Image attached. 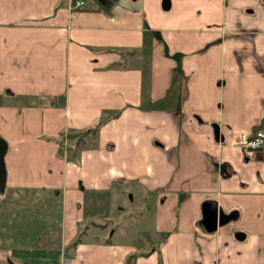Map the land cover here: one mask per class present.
<instances>
[{
	"label": "crops",
	"instance_id": "obj_1",
	"mask_svg": "<svg viewBox=\"0 0 264 264\" xmlns=\"http://www.w3.org/2000/svg\"><path fill=\"white\" fill-rule=\"evenodd\" d=\"M76 1L0 0V247L126 264L140 223L132 264H264V0Z\"/></svg>",
	"mask_w": 264,
	"mask_h": 264
},
{
	"label": "rangeland",
	"instance_id": "obj_2",
	"mask_svg": "<svg viewBox=\"0 0 264 264\" xmlns=\"http://www.w3.org/2000/svg\"><path fill=\"white\" fill-rule=\"evenodd\" d=\"M13 199L8 196V191L0 189V221L1 219H6L8 216L13 217L14 212L19 209L20 213L23 211L21 207L15 206L13 203ZM13 213L12 216L10 213ZM133 215H135V212H132ZM21 215H19L20 217ZM18 217V218H19ZM17 220V219H16ZM6 221V220H4ZM125 224V222H124ZM137 229L141 231L140 238H131V240L137 244L142 245L143 250L147 249L149 251H144V254H130V261L129 264H132L135 259H138L139 257H148L152 255L151 249L154 247H149V245L144 248V246L147 245L148 241L150 243L151 238L149 237V232L145 231L146 228L138 223ZM22 225V223H21ZM13 231L15 228H12ZM113 230V229H112ZM111 230V232H112ZM126 238H128V234L126 233ZM130 242V240H128ZM131 243V242H130ZM160 244V243H159ZM16 245V246H15ZM23 246V247H22ZM24 244H14L12 247H8L5 249L4 247H0V263L8 264L7 257L11 258V260L14 261V263L17 264H60V261L57 260L59 258V255L57 253V247L53 246V242H50V244L46 245L45 247H37L34 248L33 251L31 249L24 247ZM39 248V249H38ZM53 251V252H52ZM44 254V255H43ZM149 254V255H147ZM57 260V261H56ZM159 263L164 264L163 258L160 256Z\"/></svg>",
	"mask_w": 264,
	"mask_h": 264
},
{
	"label": "water",
	"instance_id": "obj_3",
	"mask_svg": "<svg viewBox=\"0 0 264 264\" xmlns=\"http://www.w3.org/2000/svg\"><path fill=\"white\" fill-rule=\"evenodd\" d=\"M166 1V0H165ZM164 1V2H165ZM163 2V6L168 5ZM8 149L7 141L0 135V189H4L7 180V169L5 156ZM203 211V223L205 224L208 231H214L219 225H223L227 221L237 216L236 212L225 213L219 208L217 200L210 199L206 200L202 204Z\"/></svg>",
	"mask_w": 264,
	"mask_h": 264
},
{
	"label": "built area",
	"instance_id": "obj_4",
	"mask_svg": "<svg viewBox=\"0 0 264 264\" xmlns=\"http://www.w3.org/2000/svg\"><path fill=\"white\" fill-rule=\"evenodd\" d=\"M83 1H76L75 5L80 6ZM237 143L245 150L247 155H252L255 151L264 149V129H255L251 132L240 131L236 134Z\"/></svg>",
	"mask_w": 264,
	"mask_h": 264
},
{
	"label": "trees",
	"instance_id": "obj_5",
	"mask_svg": "<svg viewBox=\"0 0 264 264\" xmlns=\"http://www.w3.org/2000/svg\"><path fill=\"white\" fill-rule=\"evenodd\" d=\"M258 129V128H256ZM98 130V125L94 126V127H91V128H88L84 131H81V132H77V133H68V136H74L76 134H79L78 138H77V142H76V148L80 147L82 145V143H84L85 141V136L89 133H93V134H96ZM64 139H65V135H64V132L62 133L61 135V140L58 141V143H60V147H59V151H58V154L59 155H63V152H64V145H63V142H64ZM75 148V151H74V158H75V155L77 154V149ZM129 261H130V257L128 258V261L126 264H129Z\"/></svg>",
	"mask_w": 264,
	"mask_h": 264
},
{
	"label": "flooded vegetation",
	"instance_id": "obj_6",
	"mask_svg": "<svg viewBox=\"0 0 264 264\" xmlns=\"http://www.w3.org/2000/svg\"><path fill=\"white\" fill-rule=\"evenodd\" d=\"M8 264H17V263H14L13 260H11V258L7 257V261H6ZM0 264H4V263H0Z\"/></svg>",
	"mask_w": 264,
	"mask_h": 264
}]
</instances>
